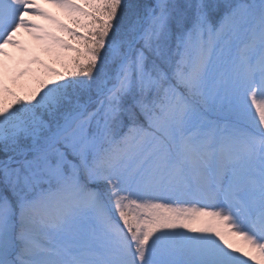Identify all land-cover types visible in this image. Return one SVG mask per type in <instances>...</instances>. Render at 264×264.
<instances>
[{
	"label": "snow or ice",
	"instance_id": "snow-or-ice-1",
	"mask_svg": "<svg viewBox=\"0 0 264 264\" xmlns=\"http://www.w3.org/2000/svg\"><path fill=\"white\" fill-rule=\"evenodd\" d=\"M0 264H264V0H0Z\"/></svg>",
	"mask_w": 264,
	"mask_h": 264
},
{
	"label": "rangeland",
	"instance_id": "rangeland-1",
	"mask_svg": "<svg viewBox=\"0 0 264 264\" xmlns=\"http://www.w3.org/2000/svg\"><path fill=\"white\" fill-rule=\"evenodd\" d=\"M52 11H55L54 9H52Z\"/></svg>",
	"mask_w": 264,
	"mask_h": 264
}]
</instances>
